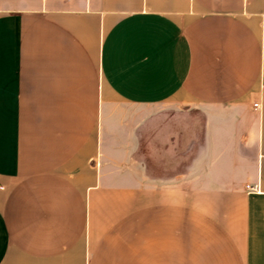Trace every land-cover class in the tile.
<instances>
[{"label":"crops","instance_id":"0c3cea01","mask_svg":"<svg viewBox=\"0 0 264 264\" xmlns=\"http://www.w3.org/2000/svg\"><path fill=\"white\" fill-rule=\"evenodd\" d=\"M246 258L264 0H0V264Z\"/></svg>","mask_w":264,"mask_h":264},{"label":"rangeland","instance_id":"374dc122","mask_svg":"<svg viewBox=\"0 0 264 264\" xmlns=\"http://www.w3.org/2000/svg\"><path fill=\"white\" fill-rule=\"evenodd\" d=\"M247 264H264V258H246Z\"/></svg>","mask_w":264,"mask_h":264},{"label":"built area","instance_id":"2783aa9c","mask_svg":"<svg viewBox=\"0 0 264 264\" xmlns=\"http://www.w3.org/2000/svg\"><path fill=\"white\" fill-rule=\"evenodd\" d=\"M254 107H255V109H258L259 108V104H255Z\"/></svg>","mask_w":264,"mask_h":264}]
</instances>
